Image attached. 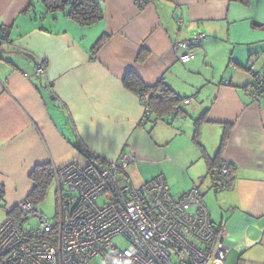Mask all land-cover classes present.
<instances>
[{
    "label": "crops",
    "instance_id": "1",
    "mask_svg": "<svg viewBox=\"0 0 264 264\" xmlns=\"http://www.w3.org/2000/svg\"><path fill=\"white\" fill-rule=\"evenodd\" d=\"M44 1L0 0L10 29L0 51V225L29 199L36 167L87 163L78 143L99 167L131 149L140 185L162 176L179 194L201 191L227 231L226 264H264V95L252 96L264 72V0H99L104 17L90 26ZM199 34L198 47L175 50ZM130 72L169 86L181 112L148 132L140 96L123 83ZM220 163L232 165L222 190L210 175Z\"/></svg>",
    "mask_w": 264,
    "mask_h": 264
},
{
    "label": "built area",
    "instance_id": "2",
    "mask_svg": "<svg viewBox=\"0 0 264 264\" xmlns=\"http://www.w3.org/2000/svg\"><path fill=\"white\" fill-rule=\"evenodd\" d=\"M9 33L0 25V51ZM204 39L196 35L175 50H193ZM35 71L41 77L45 68ZM252 86L254 98L264 95V72L256 74ZM150 114L145 102L143 120ZM135 158L129 149L103 167L89 162L53 167L56 219L30 199L19 203L0 225V264H226L232 251L227 231L211 220L201 191L173 195L162 176L135 185L127 172ZM230 170V163H222L213 171L216 189L228 186Z\"/></svg>",
    "mask_w": 264,
    "mask_h": 264
},
{
    "label": "trees",
    "instance_id": "3",
    "mask_svg": "<svg viewBox=\"0 0 264 264\" xmlns=\"http://www.w3.org/2000/svg\"><path fill=\"white\" fill-rule=\"evenodd\" d=\"M233 1H237L245 5L250 4V0ZM44 3L49 12H67L68 17L74 19L82 26H90L104 17L102 3L99 0H45ZM104 41V37L98 41L94 48L95 53L103 45ZM139 59L142 60L143 56L141 55ZM123 83L128 89L135 91L140 96L143 106L146 102L151 109V114L148 118L143 120V125L146 126L148 123L155 124L158 120H164L166 117L170 116L171 113L181 112L180 104L184 101L183 98H181L165 83L159 82L154 86H147L137 75L131 72L126 75ZM75 147L89 163L94 165H97L98 163L103 164V162L100 161L94 153L85 148L83 145L78 143ZM221 164L222 163H220V165ZM219 166L211 168L210 175L212 179L213 171ZM231 175L232 172L230 170L228 177L229 182H231ZM30 179L35 183V187L29 196V199L37 205L45 200L48 189L53 184V168L50 165L38 166L31 173ZM13 212L14 210L11 213Z\"/></svg>",
    "mask_w": 264,
    "mask_h": 264
},
{
    "label": "rangeland",
    "instance_id": "4",
    "mask_svg": "<svg viewBox=\"0 0 264 264\" xmlns=\"http://www.w3.org/2000/svg\"><path fill=\"white\" fill-rule=\"evenodd\" d=\"M153 126L154 123H150L149 126L147 127V131L150 132ZM131 170L132 169H127L129 176ZM130 177L132 178L135 185H140L139 181H137V179L132 175V173ZM170 188L174 195L179 194V191L177 190V188L173 187V185H170ZM37 208L40 212L48 216L50 220L54 221L56 219L58 212V198H57V186L55 183H53L48 189V193L45 200L37 204ZM116 242L120 246L123 245V242L121 241H116ZM96 264H102V263L98 262Z\"/></svg>",
    "mask_w": 264,
    "mask_h": 264
},
{
    "label": "water",
    "instance_id": "5",
    "mask_svg": "<svg viewBox=\"0 0 264 264\" xmlns=\"http://www.w3.org/2000/svg\"><path fill=\"white\" fill-rule=\"evenodd\" d=\"M26 56L30 57L32 60H35L34 56L31 54L26 53Z\"/></svg>",
    "mask_w": 264,
    "mask_h": 264
}]
</instances>
